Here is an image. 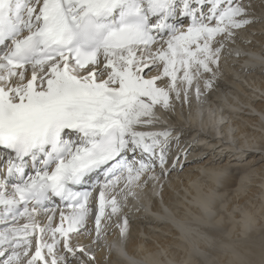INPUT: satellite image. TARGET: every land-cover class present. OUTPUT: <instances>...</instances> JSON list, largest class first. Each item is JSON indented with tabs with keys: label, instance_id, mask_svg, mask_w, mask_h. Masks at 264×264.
Listing matches in <instances>:
<instances>
[{
	"label": "snow or ice",
	"instance_id": "obj_1",
	"mask_svg": "<svg viewBox=\"0 0 264 264\" xmlns=\"http://www.w3.org/2000/svg\"><path fill=\"white\" fill-rule=\"evenodd\" d=\"M258 36L264 0H0V264H112Z\"/></svg>",
	"mask_w": 264,
	"mask_h": 264
},
{
	"label": "bare ground",
	"instance_id": "obj_2",
	"mask_svg": "<svg viewBox=\"0 0 264 264\" xmlns=\"http://www.w3.org/2000/svg\"><path fill=\"white\" fill-rule=\"evenodd\" d=\"M252 39L232 46L206 103L178 107L187 166L163 194L149 187L129 202L142 207L112 264H256L264 253V37Z\"/></svg>",
	"mask_w": 264,
	"mask_h": 264
}]
</instances>
